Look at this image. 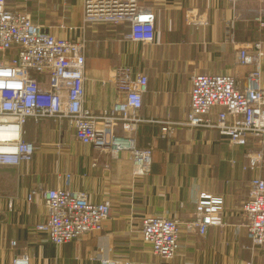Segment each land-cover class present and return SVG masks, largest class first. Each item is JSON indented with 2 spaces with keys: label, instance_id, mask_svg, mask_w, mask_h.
Returning <instances> with one entry per match:
<instances>
[{
  "label": "crops",
  "instance_id": "crops-1",
  "mask_svg": "<svg viewBox=\"0 0 264 264\" xmlns=\"http://www.w3.org/2000/svg\"><path fill=\"white\" fill-rule=\"evenodd\" d=\"M139 1L154 7L152 44L126 40L125 24L93 25L82 31L81 0L70 4L76 8L74 32L48 30L85 40L84 105L94 112L111 109L119 98L110 82L116 68L147 77L135 139L140 149L152 147L150 173L133 178L126 154L114 159L106 151L79 144L65 122L60 127L49 120L29 122L23 137L36 147L32 161L0 166V264H10L23 253L29 255L30 264H102V259L135 264H264V245L251 244L240 213L250 182L264 180V167H248L247 155L260 146L252 140L234 146L217 130L183 125L190 112L191 77L234 75L243 85L252 67L237 66L236 52L255 41L262 43L264 88V28L256 20H264V0L238 3L234 11L226 0ZM6 6L22 8L8 5L7 0ZM217 112L214 109V118ZM65 174L71 177L69 185ZM56 186L85 192L91 203L107 202L110 213L102 230L59 247L35 232L47 215L39 188ZM200 194L223 199L222 224L209 227L203 236L184 227L194 216ZM148 216L181 223L178 251L168 262L155 257L141 239V221Z\"/></svg>",
  "mask_w": 264,
  "mask_h": 264
},
{
  "label": "built area",
  "instance_id": "built-area-1",
  "mask_svg": "<svg viewBox=\"0 0 264 264\" xmlns=\"http://www.w3.org/2000/svg\"><path fill=\"white\" fill-rule=\"evenodd\" d=\"M226 1L234 11L238 3L252 0ZM60 2L65 7L70 0ZM81 3L82 31L93 25L125 24L126 40L143 45L154 42L152 5L139 0H81ZM256 20L264 28V20ZM85 52L84 39L55 36L45 26L33 22L26 11L8 9L6 0H0V166L18 167L31 162L36 147L24 140L25 127L29 122L38 125L42 120H49L58 127L65 122L75 141L83 146L106 151L114 159L126 154L133 178L150 173L152 147L140 149L135 139V130L142 122L139 112L147 90V77L134 75L129 68H116L110 82L115 85L119 98L111 109L94 112L84 105ZM262 56L260 41L236 52L237 66L252 67L243 85H238L234 75H193L190 112L183 124L217 130L234 146H245L250 140L257 142L260 149L247 155L251 169L264 167ZM214 109H218L215 118ZM64 178L69 185L70 175L65 174ZM38 193L47 215L34 230L55 247L100 232L109 218V204L91 203L85 192L56 186L39 188ZM222 205V198L200 194L195 201L193 218L184 223L186 231L203 236L209 227L220 226ZM240 213L246 219L251 244L264 245V180L255 178L250 182L248 200ZM180 225L173 218L144 217L141 239L155 257L168 262L178 251ZM101 263L135 264L106 259ZM10 264H30L29 255L23 253Z\"/></svg>",
  "mask_w": 264,
  "mask_h": 264
},
{
  "label": "rangeland",
  "instance_id": "rangeland-1",
  "mask_svg": "<svg viewBox=\"0 0 264 264\" xmlns=\"http://www.w3.org/2000/svg\"><path fill=\"white\" fill-rule=\"evenodd\" d=\"M7 3L8 5L10 3L20 5L22 7L20 9L25 10L33 22L46 28H52L62 33H70L74 32L78 26L75 24L76 22H73V10L76 11V8H70V4L74 3L73 0H70L67 4L68 6L65 5V7L61 4L60 0H25V2L24 0H7ZM70 29L72 30L70 31Z\"/></svg>",
  "mask_w": 264,
  "mask_h": 264
},
{
  "label": "water",
  "instance_id": "water-1",
  "mask_svg": "<svg viewBox=\"0 0 264 264\" xmlns=\"http://www.w3.org/2000/svg\"><path fill=\"white\" fill-rule=\"evenodd\" d=\"M46 32H47V30H46Z\"/></svg>",
  "mask_w": 264,
  "mask_h": 264
}]
</instances>
